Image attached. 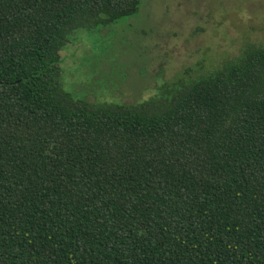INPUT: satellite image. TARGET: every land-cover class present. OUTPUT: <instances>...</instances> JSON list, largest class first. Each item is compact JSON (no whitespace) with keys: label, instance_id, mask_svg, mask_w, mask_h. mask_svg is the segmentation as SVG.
Here are the masks:
<instances>
[{"label":"trees","instance_id":"obj_1","mask_svg":"<svg viewBox=\"0 0 264 264\" xmlns=\"http://www.w3.org/2000/svg\"><path fill=\"white\" fill-rule=\"evenodd\" d=\"M138 0H0V264H264V44L159 95L61 81Z\"/></svg>","mask_w":264,"mask_h":264},{"label":"rangeland","instance_id":"obj_2","mask_svg":"<svg viewBox=\"0 0 264 264\" xmlns=\"http://www.w3.org/2000/svg\"><path fill=\"white\" fill-rule=\"evenodd\" d=\"M264 44V0H138L80 28L61 50V81L91 104L140 102Z\"/></svg>","mask_w":264,"mask_h":264}]
</instances>
